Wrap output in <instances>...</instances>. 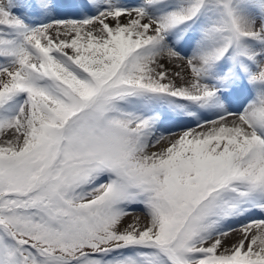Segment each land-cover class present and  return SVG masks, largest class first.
Instances as JSON below:
<instances>
[{"label":"snow or ice","instance_id":"6c2138e0","mask_svg":"<svg viewBox=\"0 0 264 264\" xmlns=\"http://www.w3.org/2000/svg\"><path fill=\"white\" fill-rule=\"evenodd\" d=\"M3 130L0 264H264V0H0Z\"/></svg>","mask_w":264,"mask_h":264},{"label":"bare ground","instance_id":"6f19581e","mask_svg":"<svg viewBox=\"0 0 264 264\" xmlns=\"http://www.w3.org/2000/svg\"><path fill=\"white\" fill-rule=\"evenodd\" d=\"M62 3H67V4H74V3H77L78 0H61ZM65 12L68 13V14H74L75 10L69 8V9H65ZM40 18H37V17H30V20H38ZM109 23H112L111 21H109ZM166 67L169 69V71L171 72H175L177 71L178 69H176L174 67V64L173 63H166ZM229 120L233 119V117H228ZM186 127H192V128H195V124L193 122H190V121H187L186 119H182V120H179V121H176V122H166V124L164 125V127L161 129L162 132H165V134H167V130H171L173 133H179L183 128H186ZM207 127V125L205 126ZM197 130H200V129H197ZM14 138V133L9 131V130H3V131H0V143H3L5 140H8V139H12ZM175 138L174 136H169V137H165L161 140V142L165 146H167V143L170 139H173ZM162 146H160L159 144L156 145L155 147H150L148 149L149 152H153V151H158L161 149ZM139 216L141 221L144 220V217L143 215L139 212V211H134L130 216H128L125 221H124V225H127L128 223H132L136 217ZM253 219H261L262 217L257 213L255 214L253 217ZM254 230V229H253ZM242 238V233L240 231V228L239 226L237 225L236 226V230L231 232L227 238H225V244L226 245H230L232 243H235V242H238L239 239Z\"/></svg>","mask_w":264,"mask_h":264},{"label":"rangeland","instance_id":"374dc122","mask_svg":"<svg viewBox=\"0 0 264 264\" xmlns=\"http://www.w3.org/2000/svg\"><path fill=\"white\" fill-rule=\"evenodd\" d=\"M164 145H165V144H163L161 148H163V147H164ZM165 147H166V146H165Z\"/></svg>","mask_w":264,"mask_h":264}]
</instances>
